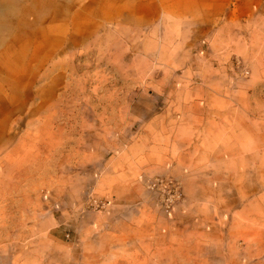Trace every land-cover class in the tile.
Returning a JSON list of instances; mask_svg holds the SVG:
<instances>
[{
	"label": "rangeland",
	"instance_id": "1",
	"mask_svg": "<svg viewBox=\"0 0 264 264\" xmlns=\"http://www.w3.org/2000/svg\"><path fill=\"white\" fill-rule=\"evenodd\" d=\"M0 0V264H264V0Z\"/></svg>",
	"mask_w": 264,
	"mask_h": 264
},
{
	"label": "crops",
	"instance_id": "2",
	"mask_svg": "<svg viewBox=\"0 0 264 264\" xmlns=\"http://www.w3.org/2000/svg\"><path fill=\"white\" fill-rule=\"evenodd\" d=\"M228 0H217V2H220V4L222 5V9L223 10V5H225L227 3ZM208 2H211V0H208Z\"/></svg>",
	"mask_w": 264,
	"mask_h": 264
}]
</instances>
